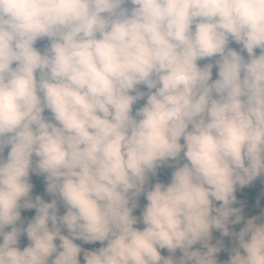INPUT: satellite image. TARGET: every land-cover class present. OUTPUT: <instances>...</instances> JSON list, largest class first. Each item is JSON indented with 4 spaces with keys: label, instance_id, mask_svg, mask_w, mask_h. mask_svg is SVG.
Returning <instances> with one entry per match:
<instances>
[{
    "label": "clouds",
    "instance_id": "1",
    "mask_svg": "<svg viewBox=\"0 0 264 264\" xmlns=\"http://www.w3.org/2000/svg\"><path fill=\"white\" fill-rule=\"evenodd\" d=\"M262 175L264 0H0V264H80L74 240L107 242L84 264H217L213 229L235 236L228 264H264V213L228 229L236 187Z\"/></svg>",
    "mask_w": 264,
    "mask_h": 264
},
{
    "label": "trees",
    "instance_id": "2",
    "mask_svg": "<svg viewBox=\"0 0 264 264\" xmlns=\"http://www.w3.org/2000/svg\"><path fill=\"white\" fill-rule=\"evenodd\" d=\"M125 7L131 9L132 5L128 4V5H125ZM49 43L50 42L47 40V38H45L42 40H38L34 44V47L38 51L43 53L44 50L49 46ZM228 46L238 52H241V54L245 57V59H247V53L241 51V48H242L241 45H238L235 42L230 40ZM255 53L259 55V49L255 50ZM217 59H219V57H213V58L201 60V61H198V65L201 67H203L205 64H208V63H213L214 65V62ZM13 67H15V65H13ZM37 76H38V73H37ZM216 78H217V69L214 66L212 69V79L215 80ZM138 88L140 91H143L147 94L148 89L145 86L140 85L138 86ZM152 91H154V89ZM131 94L134 95L135 93H131ZM146 98L147 97L145 95L144 99L137 101L133 105V111H132L133 115H135V112L138 108L144 105V103L146 102ZM43 115L47 119H51V114L47 110H45ZM181 143H183V141H181ZM7 151L8 149L6 148L5 153H4L5 158L7 156ZM35 159L36 158L33 157V160ZM184 162L186 161L183 160V157L181 154L180 163L182 164ZM175 165H176V162L168 161L166 165H162L161 167L157 169V175L155 177L151 176L150 174L148 184L146 185V190L150 189L151 186L157 182H161L164 184L169 183L170 178H171V173L174 171ZM30 183L33 185V190L30 193L33 199H35V197L39 195L42 197V199L45 202H51L53 197L46 192V183L42 175H36V174L30 173ZM234 195L236 196V201L231 206L234 208L240 209V214L242 215L243 220H241L239 224H229L228 229L230 233H238L240 229L244 227V224L248 219L254 216L259 217L261 216L262 213H264V175L258 177L250 185L244 186L243 188H241L240 186H237ZM146 203L147 201L145 200L144 195L141 194V196L137 200L138 206L136 209L133 210V215L139 218L143 210V207ZM220 203L221 202L214 201V206L219 207ZM58 209H59L58 214L63 215L65 209L59 201H58ZM34 216H35V209H21V221L18 222V225L22 224L24 227H26L27 223L30 222L34 218ZM232 219H234V217H232ZM134 227L142 230L144 225L141 222H138L136 225H134ZM10 230H11L10 227H6L5 229V231H10ZM62 234L68 235L65 229H62ZM73 242L76 243L78 246H80L82 249L81 253L78 256L80 264H84V259H83L84 251L98 250L100 247L106 246V243H107V242H104L103 244H101L100 242H95L91 244H85L83 241H80V240H74ZM55 243L59 245L60 242L59 240H57L55 241ZM209 244L216 245L220 248V251L217 252L215 255L217 264H228V261L230 260V257L232 255V250L237 247L234 235L224 236L222 235L220 230H216V229L212 230L211 239L209 241ZM29 245H30V241L27 239L26 234H22L17 246L19 247L20 250H23L25 247ZM58 250L60 249L58 248ZM196 250H199L201 252L207 251V249L204 248L200 243L193 245L192 248L190 249V251H196ZM159 251L162 257L167 258L171 256L173 260L175 261H178L182 256V253L179 249H177L174 253H169L167 249H160ZM241 254H243L242 250H241ZM54 258H55V254H53V257L50 258V261L51 259H54Z\"/></svg>",
    "mask_w": 264,
    "mask_h": 264
}]
</instances>
